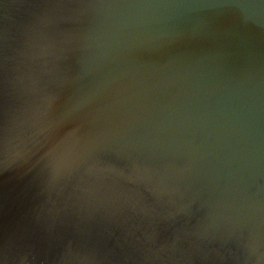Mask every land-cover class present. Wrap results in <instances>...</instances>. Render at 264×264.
<instances>
[{"label":"water","instance_id":"1","mask_svg":"<svg viewBox=\"0 0 264 264\" xmlns=\"http://www.w3.org/2000/svg\"><path fill=\"white\" fill-rule=\"evenodd\" d=\"M0 264H264V0H0Z\"/></svg>","mask_w":264,"mask_h":264}]
</instances>
